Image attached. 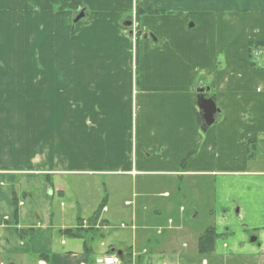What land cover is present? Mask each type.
Returning <instances> with one entry per match:
<instances>
[{"label":"crops","instance_id":"1","mask_svg":"<svg viewBox=\"0 0 264 264\" xmlns=\"http://www.w3.org/2000/svg\"><path fill=\"white\" fill-rule=\"evenodd\" d=\"M84 5V25L70 35L67 26L35 29L43 9L55 14L49 0H0V264H96L107 254L138 260L144 234L134 227L131 239L107 237L108 208L92 239L64 233L89 222L101 201L79 212L78 193L89 185H65L68 176H166L177 183L176 197L178 182L201 193L213 179L217 195L233 186L228 179H241L249 195L264 196V54L250 55L251 45L264 44V0ZM39 33H47L41 63L31 45ZM202 88L219 109L206 131ZM145 192L133 224L147 222Z\"/></svg>","mask_w":264,"mask_h":264},{"label":"rangeland","instance_id":"2","mask_svg":"<svg viewBox=\"0 0 264 264\" xmlns=\"http://www.w3.org/2000/svg\"><path fill=\"white\" fill-rule=\"evenodd\" d=\"M43 12L41 21L38 18L34 21L35 29L65 30L67 26V28L70 27L69 34L75 35L82 29L85 22L81 19L74 23L77 13L71 12L72 16L66 19L65 12L62 14V12L54 11L55 14H51L50 17L48 14L51 11H47L46 14L43 9ZM43 12L39 14L40 17ZM66 12L69 13V11ZM75 28L77 29L74 31ZM131 30L135 31L134 28ZM44 34L43 36L39 33L38 37L33 38V43L31 42L34 47V59L37 55L36 61L40 63L48 61L47 48L43 44L47 33ZM151 39L156 41L153 36ZM61 41L65 40L61 39ZM57 45L58 37L56 36L53 39L55 50H53L54 53L51 52V59L58 56ZM261 54H264V51L259 56ZM25 59V53L18 55V60ZM228 180L233 181V186H229L227 182L222 189L219 188L217 195L213 179L203 183L201 193L198 192V188H191L189 181L178 182L181 190L177 197L174 196L173 191L176 181L166 176H138L137 178L127 174H112L98 178L68 176L64 178L63 183L75 185L78 182L84 186L89 185L86 188L83 187L78 193L81 207H77V210L82 212L86 210L87 201L90 203L91 200L100 199L91 217L96 214L102 201L106 200L100 216L104 209L108 208L105 216L108 217L109 224L106 233L104 232L107 237L125 240L130 237L131 239L135 228L138 235L144 234L142 241L138 239L136 248L139 258L134 263L131 260V264H264V196L249 195L248 190L244 191L240 186L239 183L244 182L241 179ZM194 181L200 183L197 179ZM66 190L70 193L66 201L72 202L74 190L71 187ZM141 190L146 191L147 196L143 200L150 207L146 213L147 222L143 224L138 221L133 224L132 215L142 201L140 194H144ZM57 200L56 195L54 205L61 203ZM215 203H217V211L211 213L210 210L216 208ZM89 211L91 210L80 215L87 217ZM141 224L146 227V230L141 229ZM80 225L82 226L80 230H75L82 238L89 240L94 237L99 227L104 226L99 219L95 223L89 221ZM211 227L219 235L215 251L209 255H200L197 248L198 238ZM254 238L256 242H252ZM96 264H101L100 259L96 261Z\"/></svg>","mask_w":264,"mask_h":264},{"label":"trees","instance_id":"3","mask_svg":"<svg viewBox=\"0 0 264 264\" xmlns=\"http://www.w3.org/2000/svg\"><path fill=\"white\" fill-rule=\"evenodd\" d=\"M49 3L51 5V7L53 8V11H56V12L69 11L72 13H77V15H79V13L82 10H85L84 0H49ZM143 13L152 14L154 12H153V10H147ZM258 48H264V44L256 45V46L251 45L250 46V55L252 56L254 51ZM250 143L252 144V143H254V141H251ZM14 205H15V207H17L16 202ZM105 205H106V200L104 199L102 201L101 205L99 206V209L96 212V214L93 216L92 219L89 220L90 223H95L99 219L100 214H101L103 208L105 207ZM15 215L17 216V208H15ZM81 223L82 222H80L79 224H81ZM77 230H80V229H77ZM23 233H24L23 230H19V235L22 239H24V237H25ZM64 233L66 235H69L72 237H81L78 234V231H76V230H66ZM218 237H219V235L217 234V232L214 228H212V227L208 228L198 238L197 248H198L199 254L200 255H209V254L213 253L215 251L216 242H217ZM121 258H122L124 264H131V254L123 255Z\"/></svg>","mask_w":264,"mask_h":264},{"label":"water","instance_id":"4","mask_svg":"<svg viewBox=\"0 0 264 264\" xmlns=\"http://www.w3.org/2000/svg\"><path fill=\"white\" fill-rule=\"evenodd\" d=\"M85 17V10H82L77 18L74 20V23L79 22L81 19ZM205 89H199V108L202 111V117L204 125L202 129L206 131L209 127H211L215 121L217 113L219 109L217 108L216 103L211 98H206L204 95ZM256 239H252V242H255Z\"/></svg>","mask_w":264,"mask_h":264},{"label":"built area","instance_id":"5","mask_svg":"<svg viewBox=\"0 0 264 264\" xmlns=\"http://www.w3.org/2000/svg\"><path fill=\"white\" fill-rule=\"evenodd\" d=\"M261 53V52H258ZM101 264H123L117 257L113 256H104L100 259Z\"/></svg>","mask_w":264,"mask_h":264},{"label":"flooded vegetation","instance_id":"6","mask_svg":"<svg viewBox=\"0 0 264 264\" xmlns=\"http://www.w3.org/2000/svg\"><path fill=\"white\" fill-rule=\"evenodd\" d=\"M255 239V238H254ZM255 242H256V240H255Z\"/></svg>","mask_w":264,"mask_h":264}]
</instances>
